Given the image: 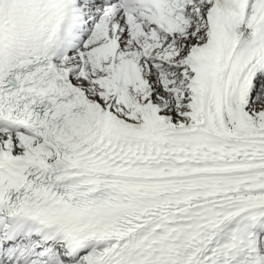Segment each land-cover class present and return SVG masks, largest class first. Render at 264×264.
<instances>
[{
    "label": "snow or ice",
    "instance_id": "obj_1",
    "mask_svg": "<svg viewBox=\"0 0 264 264\" xmlns=\"http://www.w3.org/2000/svg\"><path fill=\"white\" fill-rule=\"evenodd\" d=\"M0 264H264V0H0Z\"/></svg>",
    "mask_w": 264,
    "mask_h": 264
}]
</instances>
